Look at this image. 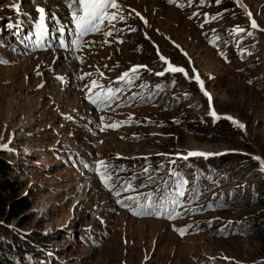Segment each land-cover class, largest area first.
Wrapping results in <instances>:
<instances>
[{
    "label": "rangeland",
    "instance_id": "obj_1",
    "mask_svg": "<svg viewBox=\"0 0 264 264\" xmlns=\"http://www.w3.org/2000/svg\"><path fill=\"white\" fill-rule=\"evenodd\" d=\"M242 1L251 16L236 0H208L203 15L194 19L162 0L118 4L119 16L127 9L136 27H128L127 38L113 49L86 50V67L115 78L132 65H146L141 68L145 75L158 77L156 73L164 71L173 84L160 107L127 108L126 113L139 121L127 132L120 131L123 137L105 132L97 144L83 130L93 124L80 125L79 120L81 112L87 117L91 109L78 90L62 86L56 78L68 67L63 76H71L70 65L56 55L50 59L48 53L26 58L12 54L8 64H0V145H7L0 148V160L9 166L2 170L7 174L0 175V186H7L3 178L14 183L6 199L15 210L21 198L32 206L22 209L19 217L10 214L9 207L0 216V225L11 229L4 241L19 239L23 246L31 245L28 252L11 250L12 256H25L16 257V262L264 264V196L259 190L264 187V165L254 159L264 158V0ZM37 3L43 0H0V18L36 14ZM253 20L258 27H252ZM215 37L219 39L214 47ZM107 62L113 68L105 70ZM169 63L188 75L165 71ZM197 73L203 89L194 79ZM212 109L221 119L210 114ZM72 149L138 157L140 164L150 161L160 174H168L171 154L173 165L183 164L180 169L208 184L209 196L183 209V223L176 226L168 214L157 219L131 216L116 208L109 193L58 161V155ZM191 151L213 155L206 161L188 156ZM87 181L92 190L81 191L79 182ZM156 215H161L158 209Z\"/></svg>",
    "mask_w": 264,
    "mask_h": 264
},
{
    "label": "snow or ice",
    "instance_id": "obj_2",
    "mask_svg": "<svg viewBox=\"0 0 264 264\" xmlns=\"http://www.w3.org/2000/svg\"><path fill=\"white\" fill-rule=\"evenodd\" d=\"M169 2H173V0H169ZM193 2V0H188V3L191 4ZM201 3H204L205 0H200ZM217 3L220 2V0H216ZM66 4L67 7L70 9H73L72 11V17L73 20L76 24V28L79 29L80 35H84L87 34L89 32H96L100 30L101 25L103 24L104 20L107 18L109 20V22L116 20V19H124L123 16H117V13L115 12H111L109 13V9L112 8H117L119 7L117 0H66ZM76 6L75 8L73 6ZM183 7V5H181ZM14 7H16L17 10H19V6L18 5H14ZM77 11L82 12V15H77ZM38 12L40 13V27H41V35L45 34V9L44 8H38ZM249 15L251 16V13L249 12ZM55 19V17H53ZM215 18V17H213ZM145 23H147L145 21ZM252 27H258L256 24V21L253 20L252 21ZM238 28V26H237ZM59 32H64V27L61 26L58 29ZM235 31V30H234ZM238 31L243 32L245 31V29H238ZM111 31H109L107 33V35H111ZM249 35L251 33H248ZM217 39H219V37H217ZM121 43L123 41H120ZM61 46H65L63 43V40L60 41ZM242 52L245 50H241ZM162 60L166 59L163 56L160 57ZM7 61H3L0 60V63H6ZM140 68H147L146 65H136L133 66L129 71L124 72L121 76H119L117 79L118 80H127V82L130 84L133 82V80L137 77L134 76V74L138 71V69ZM165 71H169L172 73H182L185 76L188 75V73L185 71V69L183 67H176V66H172L170 63L168 65V68L165 69ZM165 74L164 71L162 72H158L156 73V75H160L163 76ZM90 75V74H88ZM195 79L200 81V76L197 73L195 76ZM251 83V81L249 82ZM200 86L201 89H203V81H200ZM88 87V86H86ZM92 87H96V82L93 81L92 82ZM102 87V86H101ZM92 88H89V92L91 93ZM114 92L115 90L112 88H104L100 93H97L95 96L93 95H89L87 98L89 100H91V102L93 104H101V103H110L113 100L114 97ZM204 94L206 96H209V99L211 100V96L208 92H204ZM216 120L221 119V117L216 113V111L214 109L211 110L210 113ZM227 119L234 121V123L239 124L238 121H235L233 117L229 116L227 117ZM118 125L116 124H111V125H107V127H116ZM239 127H244L243 124H239ZM0 148H7V145H0ZM213 155V153H205V152H200V151H191L188 153V156H203V157H207ZM184 159H187L188 157H182ZM254 159H256L257 161H259L262 165H264V158L261 157H254ZM97 164L99 165L98 167H95L93 170L96 171L99 176L101 181L106 185L111 187L112 183H113V175L111 172L108 171V162L106 161H99L97 162ZM87 167V165H86ZM103 169V171L101 170ZM145 173L148 172V169L144 170ZM151 179V177H150ZM121 190H133L131 188L130 182H124V184L121 186ZM117 195H119V191H117L116 193ZM177 194L178 195H183V191L180 189H177ZM148 198L149 200H151V194H148ZM128 199L130 200H136L137 197H128ZM118 203L121 204H125V201L120 200L118 201ZM171 203L175 204L176 201H172ZM125 206H127L125 204ZM141 211L140 212H136V215H141L145 208H156L157 205L155 202L152 203H148L146 205H141ZM161 208L166 207V205L161 202L160 204ZM178 215V214H177ZM169 218H172V214L169 213ZM186 229L184 230H180V234L183 235L185 233Z\"/></svg>",
    "mask_w": 264,
    "mask_h": 264
},
{
    "label": "trees",
    "instance_id": "obj_3",
    "mask_svg": "<svg viewBox=\"0 0 264 264\" xmlns=\"http://www.w3.org/2000/svg\"><path fill=\"white\" fill-rule=\"evenodd\" d=\"M9 166L5 164L4 161L0 160V175H6L7 173L2 172V170L7 169ZM11 170V167H10ZM1 175V176H2ZM0 176V177H1ZM3 177V176H2ZM5 180V182L7 183L6 187H3L2 185L0 186V216L4 213V211H2V209H9V213L13 214V216H20V212L22 211V209H30L31 206V202L27 200V198H21L22 200V204L21 206L18 207V209L15 210L14 206L12 204H9V199H6L10 193H12L14 186H13V182L8 181L7 178H3ZM16 190V189H15ZM259 190L261 192V195L264 196V187H260L259 186ZM5 194V195H4ZM254 198V197H253ZM26 199V200H24ZM24 201V203H23ZM3 227V230H0V264H19L18 262L15 261L16 257H21L22 255L18 252H16L14 254V256H12L11 250L14 249H23L26 248V251H30L31 250V245L29 246H23L22 240L17 239L15 242L12 241L10 243L4 241V239L6 238V236H8L11 231V229L9 227L6 226H1ZM17 247V248H16ZM25 256H22L21 258H24Z\"/></svg>",
    "mask_w": 264,
    "mask_h": 264
},
{
    "label": "built area",
    "instance_id": "obj_4",
    "mask_svg": "<svg viewBox=\"0 0 264 264\" xmlns=\"http://www.w3.org/2000/svg\"><path fill=\"white\" fill-rule=\"evenodd\" d=\"M99 65H96L95 67H98ZM81 114L83 115L82 119H79L81 121L80 125H88L91 126V124H93V126L90 129H83L84 132H91L94 134L93 130H96V128L94 127L95 124V116L93 115V113H89V115L87 117L84 116L83 112H81ZM82 128V127H81ZM94 138V137H92Z\"/></svg>",
    "mask_w": 264,
    "mask_h": 264
},
{
    "label": "bare ground",
    "instance_id": "obj_5",
    "mask_svg": "<svg viewBox=\"0 0 264 264\" xmlns=\"http://www.w3.org/2000/svg\"><path fill=\"white\" fill-rule=\"evenodd\" d=\"M236 1H238L239 2V4H241V6L246 10V11H248L249 12V9H248V7H247V5H246V3L244 2V1H242V0H236ZM249 14V13H248ZM165 58V57H164ZM57 60H62V56H59L58 58H57ZM194 79H195V76H194ZM198 81V80H197ZM79 184L82 186V189H80L81 191H86L88 188L89 189H92V185H91V183L89 182V181H87V182H85V183H80L79 182ZM80 202V201H79Z\"/></svg>",
    "mask_w": 264,
    "mask_h": 264
},
{
    "label": "clouds",
    "instance_id": "obj_6",
    "mask_svg": "<svg viewBox=\"0 0 264 264\" xmlns=\"http://www.w3.org/2000/svg\"><path fill=\"white\" fill-rule=\"evenodd\" d=\"M81 101H83V100H81ZM88 111H89V110H88ZM92 111H93V110H92ZM102 136H103V135L101 134V135L99 136V138H102Z\"/></svg>",
    "mask_w": 264,
    "mask_h": 264
}]
</instances>
